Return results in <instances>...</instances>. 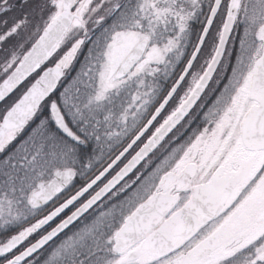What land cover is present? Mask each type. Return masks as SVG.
Instances as JSON below:
<instances>
[{
	"label": "snow or ice",
	"instance_id": "obj_1",
	"mask_svg": "<svg viewBox=\"0 0 264 264\" xmlns=\"http://www.w3.org/2000/svg\"><path fill=\"white\" fill-rule=\"evenodd\" d=\"M0 264H264V0H0Z\"/></svg>",
	"mask_w": 264,
	"mask_h": 264
},
{
	"label": "flooded vegetation",
	"instance_id": "obj_2",
	"mask_svg": "<svg viewBox=\"0 0 264 264\" xmlns=\"http://www.w3.org/2000/svg\"><path fill=\"white\" fill-rule=\"evenodd\" d=\"M3 107V105L2 104H0V108H2Z\"/></svg>",
	"mask_w": 264,
	"mask_h": 264
}]
</instances>
